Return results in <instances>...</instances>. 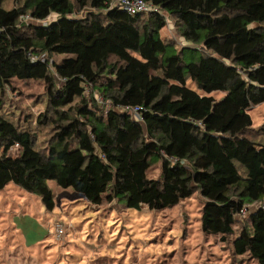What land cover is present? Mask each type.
Returning <instances> with one entry per match:
<instances>
[{
	"label": "trees",
	"instance_id": "obj_1",
	"mask_svg": "<svg viewBox=\"0 0 264 264\" xmlns=\"http://www.w3.org/2000/svg\"><path fill=\"white\" fill-rule=\"evenodd\" d=\"M113 1L0 0V189L13 182L49 210V179L95 205L165 209L200 191L203 229L224 241L235 234L234 253L264 264V204L251 210L264 201V130L250 134L248 112L264 102V0H146L159 12L137 15ZM168 17L192 46L169 52ZM189 78L227 91L228 102L188 87ZM14 79L46 85L37 118L52 127L46 145L2 112ZM123 105L143 107V119ZM152 158L158 178L148 174Z\"/></svg>",
	"mask_w": 264,
	"mask_h": 264
},
{
	"label": "rangeland",
	"instance_id": "obj_2",
	"mask_svg": "<svg viewBox=\"0 0 264 264\" xmlns=\"http://www.w3.org/2000/svg\"><path fill=\"white\" fill-rule=\"evenodd\" d=\"M57 17L53 13L47 21ZM161 35L176 44L170 53L193 45L179 35L170 17ZM186 52L187 61L196 59ZM67 56L71 54L53 55V59L61 61ZM186 85L214 97L217 104L229 100L227 91H206L191 78ZM46 92L43 81L14 79L3 95V114L34 128L41 145H46L52 133L51 126L37 123L40 114L47 112ZM248 112L253 120L250 134L260 138L264 102ZM17 151L13 148L9 153L16 155ZM148 174L160 176L159 159H151ZM47 182L54 193L52 210L38 193L13 182L0 189V264H259L248 254L234 253L235 234L224 241L220 234L203 229L205 198L200 191L165 209L133 208L124 199L95 205L73 187H62L54 179ZM263 204L252 205L251 210Z\"/></svg>",
	"mask_w": 264,
	"mask_h": 264
},
{
	"label": "built area",
	"instance_id": "obj_3",
	"mask_svg": "<svg viewBox=\"0 0 264 264\" xmlns=\"http://www.w3.org/2000/svg\"><path fill=\"white\" fill-rule=\"evenodd\" d=\"M112 6L114 7H118L122 10L127 11L129 14L131 15H137V14H141V13H151V12H159V9L154 6L152 3H150L149 1L146 0H114L112 2ZM164 13V12H163ZM166 16H168L166 13H164ZM25 20H32L30 16H26L24 17ZM35 22H39V20L35 21ZM169 22V17L167 18V23ZM41 23L43 24H48L49 22L47 20L41 21ZM36 58H39L41 60H46V54H42L40 57H35L32 56L33 60H36ZM51 65H52V61H50ZM97 99L99 100L100 104L103 103V99L98 96ZM118 110L120 111H124L127 113H130L134 119L136 120H142L143 116H142V110L143 107L141 106H128V105H123V106H119L117 107ZM18 146V145H17ZM12 147L13 148H16ZM247 212V208H244L241 212V216H244ZM57 229L59 232H62V226L61 225H57Z\"/></svg>",
	"mask_w": 264,
	"mask_h": 264
}]
</instances>
